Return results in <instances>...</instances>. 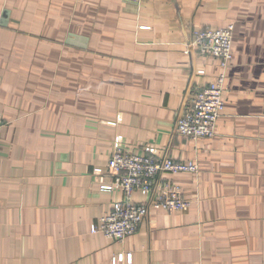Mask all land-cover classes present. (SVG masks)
Wrapping results in <instances>:
<instances>
[{
    "label": "crops",
    "instance_id": "crops-1",
    "mask_svg": "<svg viewBox=\"0 0 264 264\" xmlns=\"http://www.w3.org/2000/svg\"><path fill=\"white\" fill-rule=\"evenodd\" d=\"M229 23L215 134L180 136L218 72L185 43ZM0 123V264H264V0H0ZM115 136L199 167L120 242L89 229L123 197L100 190Z\"/></svg>",
    "mask_w": 264,
    "mask_h": 264
},
{
    "label": "built area",
    "instance_id": "built-area-1",
    "mask_svg": "<svg viewBox=\"0 0 264 264\" xmlns=\"http://www.w3.org/2000/svg\"><path fill=\"white\" fill-rule=\"evenodd\" d=\"M232 38L233 24L229 23L219 28L195 29L185 43V53L196 52L215 58L218 72L209 83L196 88L190 105L177 115L174 129L178 135L197 139L215 134L216 121L224 107V78L232 59ZM1 132L0 123V140ZM154 154L150 145H144L139 153L129 148L124 149L121 147V137H114L104 168L114 179L111 183L100 185V190L109 192L117 189L123 197L113 202L97 222L90 225V233H100L120 242L138 229L150 210L172 212L188 206L189 202L183 197L179 187L171 180L162 178V174L197 173L198 164L193 160L157 158ZM95 172L101 173L103 169L96 168ZM136 192L144 196L145 200H133ZM123 259V253L114 257V261Z\"/></svg>",
    "mask_w": 264,
    "mask_h": 264
}]
</instances>
